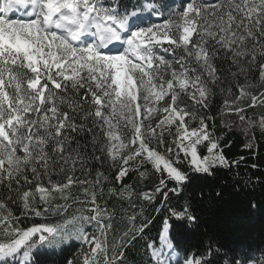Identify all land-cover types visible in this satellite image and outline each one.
<instances>
[{"label":"snow or ice","instance_id":"snow-or-ice-1","mask_svg":"<svg viewBox=\"0 0 264 264\" xmlns=\"http://www.w3.org/2000/svg\"><path fill=\"white\" fill-rule=\"evenodd\" d=\"M17 11L20 18L12 14ZM146 12H167L168 18L141 26ZM217 96L222 111L264 135V115L246 120L238 104L248 97L247 107L264 106V0H182L174 10L165 0H0V264H37L40 250L73 241L80 251L62 264H124L122 249L148 224H136L143 207L129 214L134 192L122 182L130 171L144 179L147 173L139 169L150 164L160 173L155 191L140 194L152 204L157 193L167 201V181L183 187L192 178L179 167L185 161L189 171L204 175L238 163L227 160L222 136L213 138L206 123L214 119L206 110ZM165 97L167 115L155 127L146 125ZM186 118L199 126L190 128ZM153 140L167 158L149 147ZM201 144L208 155L198 153ZM94 162L117 169L113 180L122 186L109 188V195L129 204L121 209L127 227L113 243L108 236L116 210L98 203L108 176L96 171L89 179ZM163 208L161 203L155 211ZM166 211L178 220H197L189 205ZM21 216L60 221L25 228ZM169 227L165 218L161 246H147L151 264H170ZM257 251L264 256V249ZM218 258L223 264H264L250 253L227 258L212 244L185 254L183 264H218Z\"/></svg>","mask_w":264,"mask_h":264},{"label":"trees","instance_id":"trees-1","mask_svg":"<svg viewBox=\"0 0 264 264\" xmlns=\"http://www.w3.org/2000/svg\"><path fill=\"white\" fill-rule=\"evenodd\" d=\"M104 1L108 5L112 4L110 0ZM131 2L135 3L136 0H131ZM139 2L144 3L146 0H139ZM165 2L170 6V10L176 9L175 0H165ZM123 3H129V0H123ZM167 18L168 13L166 12L164 20ZM153 23L155 22H151L150 25ZM160 55L165 59H172L169 53L162 51ZM238 104L245 107L241 115H244L246 120L247 118L258 119L264 115V106L247 107L248 97L239 101ZM222 109L223 98L217 96L214 103L206 110L207 115L214 119L206 120V123L209 131L213 132V138L222 136L220 146L223 149V155L229 162L238 163H232V166L227 168L217 167L212 170V175H204L189 171L187 161H185L179 167L187 171L192 178L183 187H179L173 181H167V188L162 190L167 193V201L161 193L156 194V200L152 204L140 199L141 193L154 192L160 179V173L155 172L150 164H145L139 170L146 171V178L141 179L137 171H130L122 182L131 185L134 192L132 199L136 207L129 209L127 200H120L116 196L109 195L108 192L111 187L120 189L122 186L121 183L113 180L117 169L111 168L107 163L101 165L99 162H94V170L89 179H96V171L108 176V181L103 182V198L98 199V203L102 207L106 206L110 210H116L115 231L109 234V242L113 243L115 239H118L127 227V221L121 219L124 215L122 208L129 209V214H131V212L139 213L143 207V214L138 216L136 224L139 226L140 223L148 221L143 233H138L136 238L122 249L125 254L124 264H151V249L147 246L155 244L158 247L165 218L169 219L167 241L171 245L166 250H173L178 255L173 264H183L185 254L192 255L209 244L219 246L223 253L227 254V258L233 254L242 256L250 253L257 259H264V256L257 251L264 249V135L261 134L259 128L250 129L255 140L253 147H247L246 140L237 129L241 122L239 116L234 112L222 111ZM186 120L190 128L199 126L198 122L191 121V118H186ZM164 135L167 142L171 144L172 137L168 136V131L164 132ZM158 150L166 158L168 157V153L162 147ZM197 150L201 156L208 155L205 144L198 145ZM164 175L166 176V173ZM173 187H177L178 192L169 191ZM161 203L165 204V208L159 212L155 211ZM185 205H189L197 217L194 224L186 219L178 220L171 217L166 211L169 207L180 211ZM12 208L14 214L19 216L20 210L15 205ZM20 221V227L26 228L44 223L55 224L60 221V217L49 216L41 219L35 216L28 218L21 216ZM86 230L90 233L95 232L92 226H87ZM79 251L78 242L73 241L56 250H40L34 256V260L37 264H62L66 258L71 259ZM218 264H223L219 258Z\"/></svg>","mask_w":264,"mask_h":264},{"label":"rangeland","instance_id":"rangeland-1","mask_svg":"<svg viewBox=\"0 0 264 264\" xmlns=\"http://www.w3.org/2000/svg\"><path fill=\"white\" fill-rule=\"evenodd\" d=\"M112 2H113V0H111ZM175 3V7H176V9H178L180 6H181V3H182V1L180 2L179 0H177V1H175L174 2ZM21 16H17L16 18H20ZM156 19H157V17H155ZM158 20H160V19H158ZM164 20V19H163ZM155 22V23H153V24H158V23H163L164 21H157L156 22V20L154 19V17L153 16H150L149 18H147V19H145V25H142V26H150V24H151V22ZM149 24V25H148ZM157 52H158V54L160 55V52H162L159 48H157ZM169 100H170V97H165L163 100H161V101H159V102H157V103H159V104H161V105H163V108L164 107H166L167 105H168V103H169ZM157 103H156V105H155V107H156V109H157ZM160 113L162 114V116H160ZM156 114H157V111L155 112V113H153L151 116H150V118H149V120L148 121H143L146 125L147 124H150L152 127H155L156 126V124L158 123V121L160 120V119H162L165 115H167V113H164L163 112V110L161 109V111H159V117H161V118H155V116H156ZM248 119V118H247ZM141 120H143V117H141ZM174 125L175 124H173L171 127L174 129L175 127H174ZM237 129H238V132L243 136V138L246 140V144L248 145L249 143H251L252 145H253V140H251V133H250V129H247V126H246V124L245 123H242V122H240L239 123V125H238V127H237ZM142 131H143V129H142ZM157 131V133H159V131H160V129H157L156 130ZM166 131H168L167 130V128H165V132ZM186 143H188V142H186ZM173 146V148H175V145H172ZM149 147H153V148H158V146H157V144H156V142H155V140H153L152 141V143L149 145ZM253 147V146H252ZM138 159H140V158H138ZM132 162H130V164H131ZM162 235V234H161ZM152 246L153 247H155V248H159L160 246H161V238H160V243H159V245H158V247H156L155 246V244H152ZM165 253H166V256H167V258L169 259V261H170V264H173V262H175L176 260H177V257H176V253L174 252V251H170V250H166V248H165Z\"/></svg>","mask_w":264,"mask_h":264},{"label":"bare ground","instance_id":"bare-ground-1","mask_svg":"<svg viewBox=\"0 0 264 264\" xmlns=\"http://www.w3.org/2000/svg\"><path fill=\"white\" fill-rule=\"evenodd\" d=\"M14 13H17V16H22V11H17V12H14ZM117 46H118V44L115 45V46H110V47L114 48V47H117ZM161 104L157 103V114H156L155 118H161V117H159V111H161V109L163 110V105H164V104L163 105H161ZM160 116H162L161 113H160ZM168 234H169V229H168V232L166 233V236H168Z\"/></svg>","mask_w":264,"mask_h":264}]
</instances>
